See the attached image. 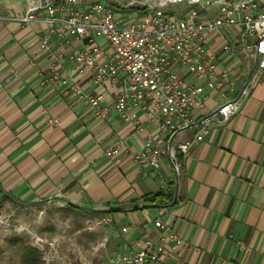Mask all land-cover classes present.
<instances>
[{
	"label": "crops",
	"instance_id": "obj_1",
	"mask_svg": "<svg viewBox=\"0 0 264 264\" xmlns=\"http://www.w3.org/2000/svg\"><path fill=\"white\" fill-rule=\"evenodd\" d=\"M28 4L0 0V191L20 204L56 199L103 206L96 210L104 211L99 217L107 218L111 228L103 264L114 253L136 252L146 241L163 245L162 264H264V72L235 115L211 119L203 140L179 158L180 176L174 181L165 155L158 171L134 161L146 137L159 135L144 111L135 110L132 121L121 120L112 109L115 88L108 85L97 91L108 114L96 119L71 92L74 84L85 93L96 92L89 74L70 72L69 54L82 43L52 34L49 50H42L39 37L48 24L43 13L20 21ZM222 35L234 42L230 55L219 51L217 33L206 34L205 45L217 52L220 66L234 70L233 87L205 89L202 104L191 109L196 120L235 96L252 74L254 62L244 54L236 30ZM52 53L63 55L65 84L42 85ZM174 71L188 84L194 82L183 70ZM196 130L181 131L171 145L193 141ZM118 142L124 151L107 157L106 150ZM158 192L170 198L142 206L143 196ZM157 220L185 246L172 251L169 240L161 241L165 233L155 227Z\"/></svg>",
	"mask_w": 264,
	"mask_h": 264
},
{
	"label": "built area",
	"instance_id": "obj_2",
	"mask_svg": "<svg viewBox=\"0 0 264 264\" xmlns=\"http://www.w3.org/2000/svg\"><path fill=\"white\" fill-rule=\"evenodd\" d=\"M28 1L20 21L28 23L44 14L48 31L39 37L42 50H49L52 34L63 39L73 37L82 43L69 54L70 72L89 74L96 92L85 93L77 84L71 92L84 100L96 119L108 114L101 105L102 95L97 92L108 85L115 88L112 109L121 120L132 121L135 110L144 111L159 135L146 137L134 161L158 171L165 155L174 181L180 176L179 158L203 140L211 119L219 116L224 121L235 115L257 76L264 72V0H152L146 4V11L130 14L98 0L88 4L80 0ZM181 2L191 6L184 15L176 18L165 12L168 6ZM57 13L65 17L57 19ZM229 30H236L244 54L252 58V74L235 96L196 120L191 109L202 104L205 89L233 87L234 70L220 66L217 52L205 45V35L217 33L222 38L219 51L230 55L234 42L222 35ZM97 40H102L105 47ZM62 58L60 53L50 55L49 76L42 85L66 83L60 74ZM175 68L189 74L194 82L188 84ZM200 80L205 84H198ZM195 129L193 141L171 145L178 133ZM124 149L123 143L118 142L105 155L111 158ZM154 225L165 233L161 241L172 243V251L185 246L182 238L167 231L164 223L157 220ZM163 255V245L146 241L134 253H114L108 264H162Z\"/></svg>",
	"mask_w": 264,
	"mask_h": 264
},
{
	"label": "rangeland",
	"instance_id": "obj_3",
	"mask_svg": "<svg viewBox=\"0 0 264 264\" xmlns=\"http://www.w3.org/2000/svg\"><path fill=\"white\" fill-rule=\"evenodd\" d=\"M88 4L96 0H80ZM127 14L146 11L152 0H98ZM191 6L170 5L176 18ZM104 209L103 206L91 207ZM109 222L95 212L70 211L56 199L19 204L0 196V264H25L24 246L39 251L38 264H103L109 254Z\"/></svg>",
	"mask_w": 264,
	"mask_h": 264
},
{
	"label": "trees",
	"instance_id": "obj_4",
	"mask_svg": "<svg viewBox=\"0 0 264 264\" xmlns=\"http://www.w3.org/2000/svg\"><path fill=\"white\" fill-rule=\"evenodd\" d=\"M0 196L2 200H10L15 203H18L11 196L6 195L1 191H0ZM169 198H170L169 194L158 192V193L147 194L143 196L141 198V203L143 207H149V206L158 205L159 203H162L165 200H168ZM67 209L70 211L77 210V211L95 212L98 214V216L104 213V211H101V210H94L91 208L79 207L73 204H67ZM118 211L119 210H108L105 213L110 214V213H116ZM23 253H24L25 264H38V262L40 261L39 251L36 248L30 247V246H24Z\"/></svg>",
	"mask_w": 264,
	"mask_h": 264
}]
</instances>
